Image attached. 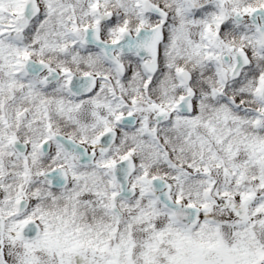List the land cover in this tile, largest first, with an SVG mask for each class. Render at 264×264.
<instances>
[{
  "label": "snow or ice",
  "instance_id": "6c2138e0",
  "mask_svg": "<svg viewBox=\"0 0 264 264\" xmlns=\"http://www.w3.org/2000/svg\"><path fill=\"white\" fill-rule=\"evenodd\" d=\"M0 264H264V0H0Z\"/></svg>",
  "mask_w": 264,
  "mask_h": 264
}]
</instances>
